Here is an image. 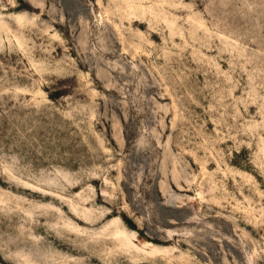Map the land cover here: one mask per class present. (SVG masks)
Listing matches in <instances>:
<instances>
[{"label": "rangeland", "instance_id": "374dc122", "mask_svg": "<svg viewBox=\"0 0 264 264\" xmlns=\"http://www.w3.org/2000/svg\"><path fill=\"white\" fill-rule=\"evenodd\" d=\"M0 264H264V0H0Z\"/></svg>", "mask_w": 264, "mask_h": 264}]
</instances>
